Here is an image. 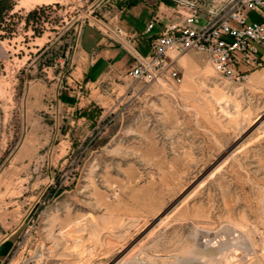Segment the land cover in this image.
<instances>
[{
	"label": "rangeland",
	"instance_id": "obj_1",
	"mask_svg": "<svg viewBox=\"0 0 264 264\" xmlns=\"http://www.w3.org/2000/svg\"><path fill=\"white\" fill-rule=\"evenodd\" d=\"M112 1L0 0L3 264H264V67L86 77L79 28Z\"/></svg>",
	"mask_w": 264,
	"mask_h": 264
},
{
	"label": "built area",
	"instance_id": "obj_2",
	"mask_svg": "<svg viewBox=\"0 0 264 264\" xmlns=\"http://www.w3.org/2000/svg\"><path fill=\"white\" fill-rule=\"evenodd\" d=\"M180 9V20L168 22L151 42L148 55L131 48L132 78L154 82L168 74L178 83L177 59L188 51L206 55L224 77H240L264 67V0H169ZM255 13L259 21H252ZM154 18L147 32L154 29ZM119 41L125 36L117 30Z\"/></svg>",
	"mask_w": 264,
	"mask_h": 264
},
{
	"label": "crops",
	"instance_id": "obj_3",
	"mask_svg": "<svg viewBox=\"0 0 264 264\" xmlns=\"http://www.w3.org/2000/svg\"><path fill=\"white\" fill-rule=\"evenodd\" d=\"M108 4L103 5L105 9L100 13L102 17L96 15L93 21L81 25L77 34L75 71L86 77L97 75L96 81H100L109 69L123 73L119 67L128 64L132 68L135 61L130 53L131 48H136L142 55H148L152 40L159 35L163 27L170 21L181 19L180 9L169 0H113ZM99 8L101 6L95 10ZM154 18L159 20L154 29L147 32V27ZM118 29L125 33L121 41L117 36ZM42 49L40 46L37 50ZM15 236L14 231H0V264L13 252L16 245Z\"/></svg>",
	"mask_w": 264,
	"mask_h": 264
}]
</instances>
